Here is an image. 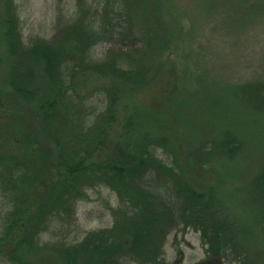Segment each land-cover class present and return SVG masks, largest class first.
Segmentation results:
<instances>
[{
  "label": "trees",
  "instance_id": "trees-1",
  "mask_svg": "<svg viewBox=\"0 0 264 264\" xmlns=\"http://www.w3.org/2000/svg\"><path fill=\"white\" fill-rule=\"evenodd\" d=\"M230 2L233 8L253 9L257 0ZM7 5L6 25L12 36L5 39L6 60L0 53V132H8L24 149L22 155L0 153L2 262L169 264L167 236L188 228L200 234L208 251L225 258L238 235L218 209L211 210L214 189L204 194L183 180L212 167L215 156L245 159L249 149L231 125L217 126L210 120L209 129L219 132L218 137L208 141L203 135L198 144L181 151L184 125L206 118L195 109L200 121L190 117L193 105L180 91L177 63L170 59L171 29L161 17L162 8L139 24V10L133 9L142 6L141 0H76L73 16L66 18L59 11L57 24L69 31L48 39H25L12 0ZM248 22L249 17L241 21ZM233 24L240 29L238 21ZM232 29L230 24L227 30ZM165 53L166 60H159ZM258 67L261 74L233 85L238 103L233 114L243 113L244 105L246 112L264 118L263 53ZM206 73H200L199 82ZM89 77L94 84H88ZM157 81L162 92L152 108H142L135 96ZM34 115L36 129L31 128ZM201 124L192 130L204 128ZM47 147L55 151L53 176L41 198L30 199L34 190L43 188ZM29 150L35 153L29 155ZM253 176L250 186L260 200L262 210L256 216L264 233V159ZM102 187L117 200L116 206L108 207L112 225L68 243L66 231L76 221L78 203ZM45 234L51 236L49 241L42 240ZM251 255L243 248L236 252V262L264 264V253Z\"/></svg>",
  "mask_w": 264,
  "mask_h": 264
},
{
  "label": "rangeland",
  "instance_id": "rangeland-1",
  "mask_svg": "<svg viewBox=\"0 0 264 264\" xmlns=\"http://www.w3.org/2000/svg\"><path fill=\"white\" fill-rule=\"evenodd\" d=\"M8 1L0 0V25L2 24L0 53L4 59L5 39L12 36L8 32L10 27H7ZM75 2L76 0H12L17 9L21 34L25 39L28 37L48 39L57 35L58 32L69 31L68 26L57 24V20L60 15L59 11L66 18L74 14ZM141 2L140 8L133 9L139 10L136 16L139 24L148 16L157 13L156 8H162L161 17L171 29L170 59L175 64L177 63L176 78L178 81L181 80L180 91L183 97L191 99L188 103L193 105L190 117L200 121L195 114L196 111L203 113V118H206L200 123L190 121L184 125V131L181 132L184 133L181 151H184L191 143L198 144V138L203 140V135L208 141L209 138L218 137L219 132H212L209 129V123H212L209 122L210 120H213L212 124L217 126L231 125L236 130V135L243 140L244 148L249 149L245 159L242 158L243 155L238 156L234 161L215 156L212 159V167L203 169L204 171L194 177L187 179L182 177L188 186L198 192L205 194L206 189H214V196H212L215 205L211 204V210L218 209L221 218L231 227L230 229H234L237 233L238 239L233 242L236 244L234 245L236 249L232 248V251H228L225 258H219L207 250L199 233L188 228L183 232H172L167 236L164 246L165 260L169 264L177 259H180L179 264H201L210 261H218L221 264H240L236 262L235 257L236 252L243 248L247 249L252 257L258 258L264 253V233L259 230L261 229L258 225L260 221L256 216V211H261L262 208L250 182L253 180V175L260 170L264 159V153H261L264 150V118H260V115L257 116L255 112H246L247 107L244 105L241 110L244 111L243 113L233 114L232 112L238 104H235V86L233 85H239L238 83L249 81L261 74L258 66L262 53L264 54V21L262 22L264 20V0H257L253 9H249L248 5L233 8L230 0H141ZM247 17L250 22L242 24L241 21ZM233 21L239 22L240 29L235 30L237 27L234 26ZM139 24L138 28L141 26ZM230 24L234 29L228 31ZM243 34L246 38H242ZM165 55L166 53L159 60L165 61ZM5 65L3 64L2 67L4 68ZM206 70H208L207 73ZM202 71L206 73V76L199 78V82L198 76ZM164 78L172 80L170 77ZM89 79L88 84H94L93 79L91 77ZM2 83L5 82L2 81ZM228 86L232 87L228 88ZM162 90L163 87L158 81L147 83L145 90L136 95L134 100L143 106L142 108L146 106L152 108ZM23 106L29 109L28 106L24 104ZM29 112L25 113L28 115ZM225 114L232 117V120H228ZM37 121L36 116L32 117V129L38 127ZM201 123L204 124V128L198 127L197 130H192L193 126L196 127ZM23 149L14 144L8 132H0V153L22 155ZM47 151L46 160L42 162L45 165L44 170L40 177L42 180L40 184L43 188L41 191L34 190L30 199L32 197L41 198V194L46 190V182L52 179L53 173L50 168L55 160V151L52 147H47ZM253 151H260V153L253 154ZM31 153L35 152L27 151V154ZM90 194L88 201L77 205L76 221L66 231L67 238L65 239L68 243L80 241L88 231L108 228L112 225L113 220L108 207L116 206L115 195L104 187ZM3 210L2 191L0 190V215ZM42 237L43 241L51 239L49 234ZM175 248H179L180 253L176 254ZM0 264H5L1 256Z\"/></svg>",
  "mask_w": 264,
  "mask_h": 264
},
{
  "label": "water",
  "instance_id": "water-1",
  "mask_svg": "<svg viewBox=\"0 0 264 264\" xmlns=\"http://www.w3.org/2000/svg\"><path fill=\"white\" fill-rule=\"evenodd\" d=\"M201 264H221V263L218 261H210V262L201 263Z\"/></svg>",
  "mask_w": 264,
  "mask_h": 264
}]
</instances>
